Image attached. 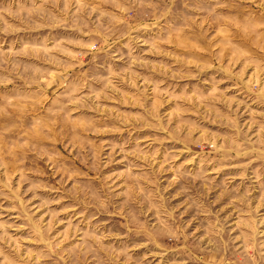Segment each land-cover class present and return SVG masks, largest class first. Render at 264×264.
Masks as SVG:
<instances>
[{"label": "rangeland", "instance_id": "rangeland-1", "mask_svg": "<svg viewBox=\"0 0 264 264\" xmlns=\"http://www.w3.org/2000/svg\"><path fill=\"white\" fill-rule=\"evenodd\" d=\"M0 264H264V0H0Z\"/></svg>", "mask_w": 264, "mask_h": 264}]
</instances>
